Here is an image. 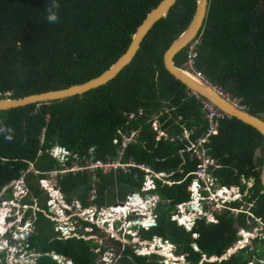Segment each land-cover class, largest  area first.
<instances>
[{
	"label": "trees",
	"instance_id": "trees-1",
	"mask_svg": "<svg viewBox=\"0 0 264 264\" xmlns=\"http://www.w3.org/2000/svg\"><path fill=\"white\" fill-rule=\"evenodd\" d=\"M159 1L58 0L59 19L50 24L46 9L51 0H0V97L58 89L100 74L126 50L137 25ZM195 3L196 0H176L167 14L148 29L131 61L106 83L59 100L0 109V186L18 177L28 167V161L35 170L43 172L60 169L70 162L82 165L90 154L102 161L112 160L118 156L121 142L117 129L127 134L131 129H139L137 140L127 144L119 161H133L153 171H164L174 181L166 183L154 178L150 191L159 196L154 205L156 223L147 229L139 227L138 234L144 239H152L155 234L170 239L176 252L185 254L184 264L198 263L203 255L207 257L203 264H247L251 256L260 258L264 254V236L255 237L251 245L247 243L225 258L208 259L211 255L221 256L238 238L231 216L223 214L218 222L199 218L191 229L171 217L176 203L189 197L186 184L192 174L179 182L175 179L191 171L195 164L188 158L182 162L178 149L185 140L178 134L185 124L194 127L191 133L194 137L207 121L199 99L188 93L186 85L164 67L162 54L188 24ZM197 35L200 42L196 67L230 96L240 97L245 109L252 113L263 111L264 0H208ZM185 57L186 46L175 53L174 61L182 66ZM162 105L167 110H161ZM140 108L143 110L140 116L127 119L125 113ZM152 113H159L165 132L159 137L151 125ZM7 136L12 138L6 139ZM55 144L68 151L62 164L48 153ZM206 145L212 156L229 164L215 169L216 173L225 174L220 181L236 180L241 171L255 175L256 184L248 198L257 197L251 209L264 221V192H260L259 178L264 159L262 134L252 125L229 116L221 120L218 133L212 134ZM258 146L260 154L254 157ZM38 150L40 154L36 155ZM184 156L187 157V152ZM39 174L32 175V179L31 172H27L24 178L30 195L42 200L40 208L47 211V196L37 182L43 175ZM145 174L147 171L137 166H127L125 171L110 169L106 173L96 169L97 180L92 181L96 194L92 200L88 193L91 174L86 171L58 174L55 185L68 203L77 200L82 208L90 205L101 208L113 205L116 200L124 201L131 191L140 192ZM35 213L34 231L26 237L27 248L40 253L34 264H59L53 254L70 259L73 264H103L98 254L103 253L104 246H98L93 238L75 235L64 238L54 228V220L42 210ZM239 213L238 219L244 224L246 213ZM73 219L88 224L78 216ZM143 221L146 225L150 222ZM92 227L96 229L94 224ZM193 231L197 232L196 237ZM111 241L120 245L114 255L115 258L120 253L119 264L163 263L136 253L129 243ZM98 248L99 253L95 251ZM0 264L12 263L0 253Z\"/></svg>",
	"mask_w": 264,
	"mask_h": 264
},
{
	"label": "rangeland",
	"instance_id": "rangeland-1",
	"mask_svg": "<svg viewBox=\"0 0 264 264\" xmlns=\"http://www.w3.org/2000/svg\"><path fill=\"white\" fill-rule=\"evenodd\" d=\"M160 108H161V110H164V109L167 110L166 106H164V105H162V107H160ZM159 113H157V114H159ZM153 114L154 113H152L150 119L154 118L155 115H153ZM178 118L176 120H178ZM155 121H156V118H154L152 120V122H155ZM152 128L155 129V126L153 124H152ZM138 133H139V129H138V131H136L134 137H136L138 135ZM136 140H137V137H136ZM118 150L120 151L119 147H118ZM57 151H58V149L53 148L51 153H53L54 157H57V160L60 161V164H62V163H64L66 157L60 158L59 156H56ZM74 164L75 163H72V162H70V165H68V166L64 164L63 167L60 168V171H62L65 168H69L71 165H74ZM136 166H138L137 163H136ZM119 167H121V166H119ZM96 169H99V168H96ZM96 169L88 171V172L92 173L90 181H89L90 183L92 181L97 180V176L95 175ZM27 172H31V175H30L31 178H32V175L34 177L37 175H40L39 173H41L44 177L43 182H40V183L38 182L40 177L37 178V182H38L39 187H41V189L43 190V193H45V195L47 197H49L48 195L51 196L50 202L52 205H51V207L48 208V210H49L48 213L44 211V215L46 217H48L49 219L56 221L55 222L56 227H54V228L58 229L60 232V235L64 238L67 236H72V235L76 234L75 236L84 237L86 239L87 238H93L94 241L97 242L98 246H104L105 250L103 251V253L98 254L99 260L103 264H119L117 259H118V256L120 255V253H117V256L115 258H114V255H115L117 249L120 248L119 247L120 245H117L116 243L112 242L111 237H113L114 239L121 240L122 242L129 243L131 246H135V245L137 246V244L133 243V241L140 242L141 243V245L139 246L140 251L136 252V253L140 254L141 252L148 251V252H150L147 255L149 257V260L158 259L160 262L163 261L162 264L169 263L170 259L168 258L167 259L168 261H167L166 259L163 258V255H161L159 252L162 253V252L169 251L168 249L172 246L170 243L168 244L166 242V240H164L165 242L161 246V247H163L162 251H160L158 249V246H157V244H159L160 241L156 237H154L150 241L141 240L138 236H136V238L130 240L129 237H127V235L129 236V233H128V231H126L127 227H126L125 223L123 222V219H121V221H122L121 227L123 228V230H122V232L118 233V236L115 235L114 233L108 232V230H109L108 226H107L106 222L103 221L104 219L102 218L101 215H98L97 219H95V222L99 226V228H96V229L93 228L92 225L89 223L83 224L81 221H79L77 219H73L75 214L78 215V217L81 219H86V215H85L86 211H88V213H89L87 218L91 219V213L96 212V209H98V211L100 213H103L105 216L112 214L110 216H114L116 219L121 214H118V216H115L114 212H112V213L107 212L108 210H110L109 209L110 205L104 206L101 208H97L94 205H90V206L86 207L88 209L85 210L84 208L81 207L80 203L76 200H73L71 203H68L65 200L64 195L59 190H57V188L55 186L56 181H55L54 177H56V175H58L60 173H58L56 169L39 172V171L34 169L31 161H28V167L24 171H21L17 178H11L10 180H8L7 182H5L4 184H2L0 186V212H3V211L5 212V210L10 212V215L5 219V223H4V229H8L9 233H5L4 235L0 234V252H2L3 255L5 254L4 257H5V260H7V262H10L9 260H12L14 262L13 264H26L27 262L32 261V264H34L35 259L37 258L38 255H40V253L28 251L26 249V235H24L23 232H20L21 229H24L25 231H27V233H29L32 230V227H35L34 220H36V218H37V215L35 212L37 209H40V203L42 202V200L38 199V197H34V196L30 195V192L27 188L26 181L24 178L25 173H27ZM147 176L150 177V174H147ZM147 176H145V177H147ZM91 185H92V183H91ZM6 188H8V189H6ZM148 188H150V187H148ZM88 193H89V200H92L94 198V193H92L91 190H89ZM130 193L139 194L141 196V199L143 200V202H146V203H143V206H141L142 204H140V206L138 207L139 209H137V208L134 209L133 207H129L125 210L126 212L124 211V213H127L131 210L133 212L136 210V212L138 213V212H140L141 209H144V213L146 214L147 219L152 220V218H154V205L153 204H154L155 200H153V198L151 196L152 192L150 191V189L148 191L141 189L140 192L131 191L126 195V197L129 196ZM146 196H148V197H146ZM1 199H7V200L5 202H1ZM126 200L127 199H125L124 201L116 200L115 203H119V202L124 203ZM115 203H114V205H115ZM65 205L68 206L67 209L63 208V206H65ZM247 207H248V205H247ZM68 208H70V210ZM14 214H17L16 218H14ZM56 215H59V217H56ZM92 219H93V217H92ZM109 221H111V218H109ZM0 222L3 223L2 220H0ZM59 224L64 225V227H61V228L58 227ZM117 225H119V222H117ZM251 225L252 224H250L249 228L254 229L253 227H251ZM256 225L258 226L257 232L253 231V234L250 238H248L245 242H242V243L240 242L239 244H236L233 247L238 246V248H240V247L244 246L245 243L246 244L248 243L249 245H251L253 242V239L256 236L261 237L262 236L261 234L263 232L261 229V223L258 222V223H256ZM132 228H134V227H132ZM10 230H12V232H10ZM33 231H34V228H33ZM11 235L12 236L14 235L15 239H12ZM19 235L21 237H19ZM4 239L10 240L11 244L7 243V241L4 242L3 241ZM1 241H3L5 244L1 245ZM192 245L194 246L195 244H192ZM2 246H4V248H2ZM233 250H235V248H233ZM233 250L230 249V251H233ZM95 251H97L99 253V248L96 249ZM226 253H228V251ZM155 254L157 255L156 257L151 256V255H155ZM169 255H171V254L169 253ZM28 257L31 258V260H29ZM183 257L185 258V260ZM22 258L24 259L25 262H22ZM178 258L180 259L179 262H174L173 264H180L182 261H184V262L187 261L185 254H184V256H182V257L180 256ZM64 259H65V257H63V256L57 257L59 264H63L65 262ZM251 260L253 262L248 263V264H264V254L260 258H256V257L251 256ZM67 263H70V262H67ZM198 264H203V263L200 261V262H198Z\"/></svg>",
	"mask_w": 264,
	"mask_h": 264
},
{
	"label": "built area",
	"instance_id": "built-area-1",
	"mask_svg": "<svg viewBox=\"0 0 264 264\" xmlns=\"http://www.w3.org/2000/svg\"><path fill=\"white\" fill-rule=\"evenodd\" d=\"M199 42H200V36L195 35V37L185 45L186 46V57H185L183 65L187 69L191 70L193 73L198 75L199 77L206 79L204 73L196 67V56L198 53L197 46ZM214 87H216L220 91V93H222L223 95H226L227 97L232 99L235 103L245 108V105L240 102V97L230 96L228 92H225V90H223L221 87L217 86L216 84H214ZM197 96L200 99L201 110L203 111L204 118L206 119L207 124L205 128L201 130V132L195 135L194 137H191V133L193 129L188 128V127H183L182 131L178 134V137L180 139L185 140L183 142V147L178 149L179 150L178 152H181L182 156L184 152H187V157L189 159H195L194 169L190 171L193 174L190 180V186H192L191 194L193 195V198H190L186 201H182L178 203V208L180 210V213L183 215V213H185L184 209L189 208L188 204L193 203V200H194L195 207H193V211L197 210L198 212H203V209H202L203 203H200V198H202V200L212 201L213 199L215 200L218 197H220V200L222 201V203L214 202V204H217L219 206L224 205V207L230 208L234 212L243 211L245 208L243 207L242 203L236 205V204H231L230 202L236 198L237 200H239L238 198H240V195L242 194L249 195L250 189L245 188L242 192H240L239 190H236V191H232L231 193L230 190L233 188V186L231 185L226 186L224 184H220L219 186H214L215 177L211 176L212 173L210 171V164L214 163V160L209 155L207 151L208 146L206 145L210 141V136L218 132V128H219L221 120L225 117H229V115L226 114V112L220 110L213 102H211L207 98L199 96L198 94ZM142 113H143V110L140 108L137 110V112H129V113H125V115L127 116L128 119H132V118L140 116ZM155 123L156 121L153 122V125L156 127ZM117 133L121 136V142H120L121 148H120V151L118 150V156H116L114 159L109 160V161H102L98 158H94L90 154L87 158H85V161L82 165L75 163L76 165L75 164L71 165L69 168H65L62 171L57 170V172L63 173L68 170H71V171L80 170V171L88 172L93 169L99 168L102 173H106L110 169H117V167L120 168L121 170H125L127 166H136V163H134L133 161H128L127 163H122L119 161V158L120 156H122V153L124 150L123 148L125 147L126 143L136 141L137 136L134 137L136 130L131 129L129 133L127 134L123 132L121 128H119L117 129ZM161 134H165V132L161 130L159 135ZM113 142L117 143V139H113ZM55 148L58 149V151L56 152V156H59L60 158H64L67 156L68 151L65 150L63 147H55ZM91 150L92 148H90L88 152H90ZM51 155L54 156L53 153H51ZM213 166H217V164L215 163ZM137 167H139L140 169H146V167L143 164H138ZM159 172L162 173L161 171ZM88 173L92 174L91 172H88ZM43 180L44 178L39 179L40 182H43ZM247 181L248 183L251 182L249 180ZM152 185H153L152 181L150 180V177H149L145 179V181H143L141 189L147 190L148 187H151ZM228 187L230 188V190L227 191L226 188ZM204 191H206V193H204ZM135 195L136 193H130L129 196L126 197L127 200L124 203H127L130 200V198L134 197ZM6 200L7 199H1V202H5ZM251 204H252V201L249 202V204H247L248 207ZM188 212H190V209H188ZM9 215H10V212L7 210H5V212L4 211L0 212V216H1L0 220H2L3 223H5V219ZM206 216L211 217V215L209 216L208 213ZM185 217H186V220L189 222V223L185 222L187 226L194 223L195 215L193 213H189ZM180 221H184V219L182 220L179 219V222ZM3 229L4 227L0 228V232H2ZM23 230L24 229H21L20 232H23ZM254 231L256 232L258 231L256 226L254 227ZM24 232L26 233L25 235L28 234L27 231L24 230ZM241 233L243 234V238H244V233H249L248 238H250L253 234V232H250L248 230H245V231L242 230ZM261 235H263V232ZM13 239H15L14 235H13ZM240 240L242 239H239L238 241ZM3 241L5 242L7 241V239H4ZM28 259L31 260V258L29 257ZM22 262H25L23 258H22ZM252 262H253L252 260H249L247 264L252 263ZM27 263H32V261L27 262Z\"/></svg>",
	"mask_w": 264,
	"mask_h": 264
},
{
	"label": "water",
	"instance_id": "water-1",
	"mask_svg": "<svg viewBox=\"0 0 264 264\" xmlns=\"http://www.w3.org/2000/svg\"><path fill=\"white\" fill-rule=\"evenodd\" d=\"M176 0H160L156 5L151 7L136 29L131 35V41L126 50L103 72L89 78L85 81L71 84L58 89L41 90L31 92L21 96H3L0 97V109H6L17 105H23L34 101H50L59 100L76 94L84 93L92 88L100 86L113 77L127 65L134 57L140 42L148 29L160 17L165 16ZM208 0H196L195 9L186 27L169 43L162 54L164 67L177 79L186 85V87L195 93H199L211 102H213L220 110L226 112L229 116H235L245 123L255 127L263 136L264 140V110L258 113H252L249 110L241 107L226 95H222L218 89L209 81L199 77L191 70L179 66L174 61V55L182 49L190 40H192L201 27L207 11ZM260 147L255 148V154H260ZM259 178L264 191V159L260 167ZM134 199V197H131ZM123 202H121L122 204ZM116 204V203H115ZM135 223H141L140 220H135ZM155 222L150 221L148 225ZM194 244L196 242L194 241ZM222 255L226 257L230 252ZM232 252V251H231Z\"/></svg>",
	"mask_w": 264,
	"mask_h": 264
},
{
	"label": "crops",
	"instance_id": "crops-1",
	"mask_svg": "<svg viewBox=\"0 0 264 264\" xmlns=\"http://www.w3.org/2000/svg\"><path fill=\"white\" fill-rule=\"evenodd\" d=\"M155 116H154V118H156V123H155V125H156V127H155V129L157 130V132H158V137L160 136L159 135V133H160V131L162 130L161 129V121H160V119H159V117H158V114H154ZM181 117V115H179V118ZM136 118V117H135ZM153 118V119H154ZM128 119V118H127ZM132 119H134V118H132ZM153 119H150V121H151V125L153 124V122H152V120ZM128 120H131V119H128ZM182 127H186V125L185 124H182ZM189 128V127H188ZM190 128H194L193 126L192 127H190ZM136 131H138V129H135ZM163 131V130H162ZM129 143H132V142H128V143H126V145H125V147L127 146V144H129ZM124 147V148H125ZM121 148V145L119 144V149ZM123 148V149H124ZM179 151V150H178ZM180 154H181V152H179ZM209 153V155L213 158V160H214V163H212V164H210V171H211V173H212V175L211 176H214L215 177V180H214V186H219L220 184H224V185H226V186H233V188L230 190V188H229V190H230V192L232 193V191H236V190H239L240 192H242L245 188H248V189H250L249 190V195H250V193H251V189H253V187H254V185L256 184V180H255V175L254 174H250V175H246L245 173H244V171H241V172H239V174L237 175V179L236 180H233L232 179V181H230V182H224V181H220V178H222L224 175L222 174V173H219V172H215V169H217L218 167H223V166H229V164H225V163H222L221 161H220V159L218 158V157H215V156H212V154L210 153V152H208ZM40 154V150H38L37 152H36V155H39ZM257 154H255V149H254V152H253V156L255 157ZM182 156V155H181ZM183 158H182V160H185L186 158H188V157H186V156H184V154H183V156H182ZM99 159V158H98ZM189 159V158H188ZM101 160V159H100ZM189 160H193V161H195V159H189ZM105 161H109L108 159L107 160H105ZM184 162V161H183ZM217 164V166H213L214 164ZM80 165V164H79ZM194 166H195V164H194ZM179 168H178V171H181V167L180 166H178ZM233 172L236 174V171H237V168L235 167V165L233 166ZM144 171H147V174H150V180L152 181V186L150 187V188H148V190L149 189H153V186H154V178H159V179H161V181L162 182H166V183H170L171 181H174L173 180V178L174 177H170V175H169V173H166V172H164V171H162V173H160L159 171H153V170H150L147 166H146V169H143ZM191 172L190 171H186L181 177H179L178 179H175V181H181V180H183V178L187 175V174H190ZM60 174H62V173H60ZM147 174H145L144 175V178L143 179H147V178H149L148 176H147ZM57 176V175H56ZM145 176H147V177H145ZM191 177L192 176H190L189 177V180H188V182H187V189L190 191V194H189V197H188V199H190V198H193V195L191 194V187L192 186H190V180H191ZM55 178V177H54ZM169 178H171V179H169ZM247 180H249V181H251L250 183H248V181ZM92 183V185H91V188L89 189V190H91V192L92 193H94V196H95V194H96V192H95V189H94V183L93 182H91ZM90 183V184H91ZM41 188V187H40ZM148 190H145V191H148ZM260 192H261V190H260ZM204 193H206V191H204ZM152 198L155 200V203L158 201V199H159V196H158V194L157 193H155V192H153L152 191ZM249 196H246L245 194H242V195H240V198H238L239 200H237V198L236 199H233L230 203L231 204H233L232 202H236V205L237 204H240V203H242L243 204V207L245 208L243 211L246 213L245 214V223L244 224H242V223H240V221H239V212H234V211H232L230 208H227V207H224V205H217V204H214V202H217V203H222V201L220 200V197H218L217 199H213L212 201H206V200H202V198H200V203H203V212H198L197 210H195V211H193V207H189V208H185L184 209V212H185V214H189V213H193L194 215H195V221L197 220V219H199V218H204L205 219V221H207V222H218L219 221V219H220V217L223 215V214H225V215H228V216H231L232 218H233V225L237 228V234H238V238L240 237V233H241V231L243 230V231H245V230H248V231H250V232H253L254 231V229H250L249 228V226H250V224H252L251 225V227H258L257 225H256V223H258V222H260L261 223V228L263 227V225H264V221L262 220V218H261V215L260 214H257V213H255L254 211H252V209H251V206H253L254 204H255V202H256V196H254V197H252L251 199H249L248 198ZM188 199H186V200H188ZM186 200H182V201H186ZM77 201V200H76ZM182 201H180V202H182ZM252 201V204L249 206V207H247V204H249V202H251ZM180 202H177L176 203V209H175V211L174 212H180V210H179V208H178V203H180ZM193 203H194V200H193ZM155 205V204H154ZM188 209H190V212H188ZM173 212V213H174ZM207 213L209 214V216L211 215V217H207L206 215H207ZM251 213H253V214H251ZM195 221H194V223H195ZM194 223L193 224H190L189 226H187V225H185V228L186 229H191L192 227H193V225H194ZM260 225V224H259ZM34 228V227H33ZM138 228L139 227H136V228H132V230H131V232H132V236H133V239L134 238H136V236H138L141 240H146V241H150V240H152L154 237H156L157 236V234H155V235H153V237H152V239H144V238H142L139 234H138ZM33 231V230H32ZM192 234H193V236L194 237H196L197 236V232L196 231H193L192 232ZM242 234V233H241ZM243 235V234H242ZM159 237H156V238H158L159 239V241H160V243L159 244H157V246H161L163 243H162V240L164 241V240H166V242L169 244H171L172 246L169 248V250H171V251H174V252H176V245H175V243L174 242H172L170 239H168V238H163L161 235H158ZM262 236H264V230H263V235ZM244 239V238H243ZM242 239V240H243ZM246 240H244L243 242H245ZM165 242V241H164ZM133 243H136L137 245H138V247L141 245V243L140 242H137V241H133ZM192 244H194V241L192 242ZM246 244V243H245ZM132 247H137L136 245L135 246H132ZM194 247L195 248H197V244H195L194 245ZM29 251H33V252H35L34 250H32V249H28ZM135 250V249H134ZM136 251H138V250H136ZM38 253V252H37ZM182 257V256H184V254L183 253H180L177 257H173V258H176V259H179L178 257ZM184 258V257H183ZM184 260H185V258H184Z\"/></svg>",
	"mask_w": 264,
	"mask_h": 264
},
{
	"label": "clouds",
	"instance_id": "clouds-1",
	"mask_svg": "<svg viewBox=\"0 0 264 264\" xmlns=\"http://www.w3.org/2000/svg\"><path fill=\"white\" fill-rule=\"evenodd\" d=\"M59 8H60V4L58 3V0H51V3L50 4H48L47 5V16H46V19H47V22L48 23H56L57 21H58V19H59V16H58V10H59ZM147 13V12H146ZM200 29V28H199ZM198 32H199V30H198ZM197 32V33H198ZM185 47V46H184ZM182 67H185L184 65H182ZM186 68V67H185ZM205 75V74H204ZM206 77V76H205ZM202 78V77H201ZM204 79V78H203ZM205 80H207V81H209L212 85H214V83L213 82H211L207 77H206V79ZM217 85V84H216ZM217 86H219V85H217ZM219 87H221V86H219ZM216 88V87H215ZM222 88V87H221ZM217 89V88H216ZM223 89V88H222ZM224 90V89H223ZM226 92V91H225ZM188 93H192V94H194L198 99H199V97L197 96V94L199 95V96H202L201 94H199V93H195V92H192V91H190L189 89H188ZM222 94V93H221ZM223 95V94H222ZM202 97H204V96H202ZM199 101H200V99H199ZM201 105V104H200ZM203 116H204V114H203ZM183 128V127H182ZM219 129V128H218ZM181 131H182V129H181ZM180 131V132H181ZM218 133V132H217ZM216 133V134H217ZM12 137L11 136H7L6 137V139H11ZM41 142V141H40ZM55 147H62V146H59V145H57V144H55V145H53V146H51L49 149H48V153L51 155V151H52V149L53 148H55ZM64 148V147H63ZM65 149V148H64ZM183 154H185V152L183 153ZM51 156H53V155H51ZM54 157V156H53ZM55 158V157H54ZM55 159H57V158H55ZM183 162V161H182ZM63 167V166H62ZM194 169V168H193ZM192 169V170H193ZM56 170H60V169H56ZM69 171V170H68ZM162 172V171H161ZM63 173H65V172H63ZM192 174V173H191ZM192 176H193V174H192ZM17 178V177H16ZM41 178H44L43 176L42 177H40L39 179H41ZM145 179H143V181H144ZM38 182L40 183V181L38 180ZM143 183V182H142ZM42 186V185H41ZM56 186V185H55ZM142 186V185H141ZM57 188V187H56ZM57 190H58V188H57ZM252 190V189H251ZM261 192H264L263 191V188L261 189ZM189 194H190V191H189ZM136 195H138L137 193H136ZM49 197H47V199H46V206H47V211L46 210H44V209H37V210H42L43 212L45 211V212H49V210H48V208L49 207H51V202H50V195H48ZM151 196H152V194H151ZM246 196H249V195H246ZM146 197H148V196H146ZM154 200V199H153ZM116 204H121V202H119V203H116ZM115 204V205H116ZM123 204V203H122ZM154 204H155V201H154ZM153 204V205H154ZM114 205V204H113ZM112 205H110L109 206V209H110V207H111ZM67 207L68 206H63V208H65V209H67ZM69 210H70V208H68ZM85 210H87L88 208H84ZM83 209V210H84ZM127 209V208H126ZM107 212H109V213H112V212H114L113 210H108ZM126 212V211H125ZM85 215H86V219H83V220H85V221H87L89 224H91V225H95V227L96 228H99V226H98V224L95 222V219H97V216L98 215H101L102 216V218L104 219L103 221L104 222H106V224H107V226H108V232H111V233H114L115 235H117L118 236V233L119 232H122V230H123V228L121 227V225H122V221H121V219H123V222L125 223V225H126V231H128V233H129V236H127V237H129V239L130 240H132L133 239V236H132V232H131V230H132V227H134V228H136V226L137 227H143V228H145V229H147V228H149L150 226H152V225H143L142 224V221H141V217L142 216H146V214L144 213V212H136V210L133 212L132 210L131 211H129V212H127V213H124V212H122L121 213V215L120 216H118V215H116V214H114L115 216H118V218L116 219L114 216H110V215H112V214H110V215H107V216H105L103 213H100L97 209H96V212H92L91 213V219H88L87 218V216L89 215V213H88V211H86L85 212ZM64 216V215H63ZM62 216V217H63ZM75 216H78V215H76L75 214ZM17 217V214H14V218H16ZM56 217H59V215H56ZM92 217H93V219H92ZM171 217L172 218H174L175 220H176V222L178 223V224H181V225H187L186 223H189L187 220H185L184 219V221H180L179 222V219L182 217V214L180 213V212H174V213H172V215H171ZM109 218H111V221H109ZM135 220H140L141 221V223H135ZM150 221H153V222H155L156 223V221H155V214H154V218H152V220H150ZM54 222H56L55 220H54ZM117 222H119V225H117ZM186 222V223H185ZM154 223V224H155ZM4 227V223H0V228H3ZM55 227H56V224H55ZM58 227H64V225H58ZM66 227V226H65ZM129 227V228H128ZM263 227H264V225H263ZM263 227L261 228L262 229V231L264 230L263 229ZM32 230H33V227H32ZM32 230L26 235V237L32 232ZM10 232H12V230H10ZM5 233H9V231H8V229H3L2 230V232H0V234L1 235H4ZM76 233V232H75ZM23 234L25 235L26 233L24 232V230H23ZM74 235H76V234H74ZM127 235V234H126ZM73 236V235H72ZM11 237H12V239H13V236L11 235ZM19 237H21L20 235H19ZM68 237V236H67ZM78 237V236H77ZM156 237H159L158 235L156 236ZM257 237V236H256ZM262 237V236H261ZM20 239V238H19ZM111 239H114L113 237H111ZM127 239V238H126ZM239 239H243V235L240 233V237L239 238H236V240L233 242V244L231 245V246H229L228 248H227V250L228 249H230V248H235V250H236V248H238V246H236V247H233V246H235L236 244H238V240ZM114 240H117V241H120V242H122L121 240H118V239H114ZM7 243H9V244H11V241L10 240H7ZM123 243H125V242H123ZM162 243H164V241H162ZM3 244H5L3 241H1V245H3ZM246 244H244V246H245ZM162 246V245H161ZM161 246H158V249L160 250V251H162V248L163 247H161ZM243 247V246H242ZM2 248H4V246H2ZM26 249L28 250V248H27V244H26ZM134 251H136V250H138V251H136V252H139L140 250H139V247H134ZM157 249V250H158ZM169 250V249H168ZM227 250H226V252H227ZM29 251V250H28ZM234 251V250H233ZM232 251V252H233ZM152 252V251H151ZM158 252V251H157ZM226 252H224L223 254H225ZM0 253H2V252H0ZM150 252H148V251H146V252H141L140 254L141 255H148ZM161 255H163V258L164 259H170V261H169V263H167V264H173L174 262H179V260L180 259H176V258H173L174 256L175 257H177L180 253H177V252H174V251H171V250H169V251H167V252H159ZM168 253H173V256L172 257H169L167 254ZM231 253V252H230ZM222 254V255H223ZM222 255L221 256H217V255H211V256H209L208 257V259L209 260H213V259H220V258H225V257H222ZM4 256H5V254H4ZM55 256V257H54ZM59 255H55V254H53V257L57 260V257H58ZM203 259H207V257H206V255H203V257H202V259L200 260L201 262H202V260ZM65 260V262L63 263V264H73V262L70 260V259H64ZM10 262H8V263H14L12 260H9ZM58 261V260H57ZM168 261V260H167ZM199 261V262H200ZM67 262H70V263H67ZM248 262V261H247ZM184 263H186V262H184V261H182L180 264H184ZM203 263V262H202ZM26 264H32V263H26ZM195 264H198V263H195Z\"/></svg>",
	"mask_w": 264,
	"mask_h": 264
},
{
	"label": "bare ground",
	"instance_id": "bare-ground-1",
	"mask_svg": "<svg viewBox=\"0 0 264 264\" xmlns=\"http://www.w3.org/2000/svg\"><path fill=\"white\" fill-rule=\"evenodd\" d=\"M226 190H229V188H226ZM143 203H146V202H143V200L141 199V196L138 194V195H135L134 196V199H131L129 200L127 203H123V204H116V205H113L110 207V210H113L114 211V214L118 215V214H121L122 212H124L126 210V208H129V207H133L134 209L137 208L139 209L138 207L140 206V204H142L141 206H143ZM121 205V206H120ZM194 203H191V204H188L189 207H194ZM141 211V210H140ZM187 214L183 213L182 217L180 218L181 220L182 219H185ZM1 218V216H0ZM143 220H147V217L146 216H142L141 217V221H142V224L143 225H146L144 223ZM186 220V219H185ZM248 234L249 233H244V239L243 240H240L238 241V244L244 240H247L248 239ZM158 239V238H157ZM138 246V245H137ZM231 250H233V248H230ZM229 249V252H231ZM171 255H169V253L167 254L169 257H172L173 256V253H170ZM167 260V259H166Z\"/></svg>",
	"mask_w": 264,
	"mask_h": 264
}]
</instances>
